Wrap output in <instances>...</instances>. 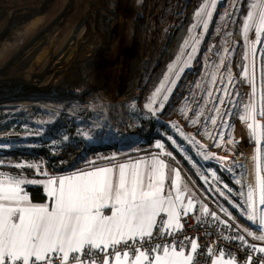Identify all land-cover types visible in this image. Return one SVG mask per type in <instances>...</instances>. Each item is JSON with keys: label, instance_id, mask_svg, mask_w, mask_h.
Listing matches in <instances>:
<instances>
[{"label": "rangeland", "instance_id": "1", "mask_svg": "<svg viewBox=\"0 0 264 264\" xmlns=\"http://www.w3.org/2000/svg\"><path fill=\"white\" fill-rule=\"evenodd\" d=\"M256 2L3 1L0 98L12 97L0 102L6 105L0 108V145L5 147L0 148V165L17 171L30 168L25 158L31 156L11 160L3 153L30 154L43 148L54 154L78 139L90 146L112 145L119 151L143 150L137 130L148 122L153 129L151 140L155 137L150 149L189 164L191 169H185L202 202L197 205L202 210L207 204L211 207L207 216L217 222L226 219L251 232V237L264 234L258 220L247 219L245 201L249 188L256 185L257 145L247 127L252 121L240 119L253 100L258 111L264 108V43L255 46L253 57L249 46L255 39L254 28L247 38L244 34L247 13ZM42 4L45 12H37ZM61 13L67 18L62 23ZM26 45L32 46L30 51ZM58 67L63 71H56ZM39 73L34 83L45 80L46 86L30 90L28 81ZM161 85L164 88L153 102ZM256 122L261 126L257 133L264 178V116L257 115ZM71 129L73 135H69ZM163 129L175 144L162 135ZM159 137L172 152L156 147L162 143ZM8 174L29 181L22 174Z\"/></svg>", "mask_w": 264, "mask_h": 264}, {"label": "snow or ice", "instance_id": "2", "mask_svg": "<svg viewBox=\"0 0 264 264\" xmlns=\"http://www.w3.org/2000/svg\"><path fill=\"white\" fill-rule=\"evenodd\" d=\"M212 7H215L214 2ZM251 8L244 24V34L247 38L249 30L254 28L255 39L250 43L249 51L255 57V46L264 43L261 38L264 34V0H257ZM208 16L211 17V12ZM204 27L206 29L208 24L205 23ZM244 78H248L247 68ZM163 88L161 85L157 89L153 102ZM252 94L255 97L254 86ZM246 108V115L240 119L252 121L247 127L257 145V154L253 157L256 185L249 188L245 201L247 219L258 220L264 232V207H258L264 206V178L260 175L261 139L257 133L261 126L256 122L257 115L264 116V108L258 111L255 100ZM149 111H152L151 106ZM211 123L215 125L216 120ZM156 147L163 150L164 144L158 143ZM167 155L171 156V153ZM166 168L162 160L153 159L143 167L141 163L120 164L118 169L106 167L58 180L49 179L45 188L51 206L30 202L21 185L34 181L11 177L0 179V264H193V255L178 251L176 246L156 245L155 250L162 251V254L155 256L150 254L152 249L145 251L143 248V243L151 240L154 229H181L182 212L187 216L193 209L191 199L185 203L178 170H173L171 190L166 191ZM106 209L110 214H105ZM203 212L208 214L209 209L204 207ZM162 214L166 219H161L158 224ZM211 215L215 218V213ZM248 235L252 233L248 232ZM239 239L243 241L244 237ZM253 239L264 241V234ZM130 242L137 245L131 255L128 250L119 249L120 245L131 247ZM197 247V243L191 241L192 253H196ZM259 251L264 253V247ZM213 264L234 262L224 261L221 255Z\"/></svg>", "mask_w": 264, "mask_h": 264}, {"label": "trees", "instance_id": "3", "mask_svg": "<svg viewBox=\"0 0 264 264\" xmlns=\"http://www.w3.org/2000/svg\"><path fill=\"white\" fill-rule=\"evenodd\" d=\"M142 125V129L137 130V132L140 133L141 139L143 140V145H140L143 147V150L134 149L128 151H119L117 147L112 145L90 146L82 139H78L76 143H66L54 154L43 148L32 149L31 151L27 152L30 154L17 153L16 151L3 153L2 156L11 160H19L21 155L31 156L30 158H25L27 164L30 165V168L21 167L20 170L17 171L16 167H10L9 165L3 164L0 165V170L11 174H22L29 181H38L49 176L66 174L77 170H86L109 164L110 162H113V160L118 162L125 159L138 158L154 153L155 150L150 149L152 146L151 144L155 139V137H152L153 140H151V133L153 132V129L149 126L148 122H143ZM144 129H146V131ZM73 134L74 130L71 129L69 135ZM158 140L164 144L165 148L172 152V147L168 142L165 141L163 137H159ZM144 147H147L148 149L146 150ZM0 160L2 159L0 158ZM180 161L185 167L191 169L186 161L181 159ZM34 166H37L36 170H34ZM19 171H21V173H16ZM26 192L28 193L33 204H43L46 201L43 190L38 185L27 186ZM207 208L211 212L210 205L207 204ZM209 218L213 221H216L211 217ZM222 221L227 222L226 219H223Z\"/></svg>", "mask_w": 264, "mask_h": 264}, {"label": "built area", "instance_id": "4", "mask_svg": "<svg viewBox=\"0 0 264 264\" xmlns=\"http://www.w3.org/2000/svg\"><path fill=\"white\" fill-rule=\"evenodd\" d=\"M161 219L166 217H160L158 224ZM181 224L179 230L154 229L151 240L143 243L144 250L152 249V255L156 245L184 249L194 240L198 247L193 254V264H210L217 254L231 257L235 264H264V255L246 232L231 223L211 220L198 205L193 206L187 216L182 212ZM240 236L244 237L243 241L239 239ZM130 244L131 247L120 245L119 249L128 250L131 255L137 245Z\"/></svg>", "mask_w": 264, "mask_h": 264}, {"label": "crops", "instance_id": "5", "mask_svg": "<svg viewBox=\"0 0 264 264\" xmlns=\"http://www.w3.org/2000/svg\"><path fill=\"white\" fill-rule=\"evenodd\" d=\"M153 159L162 160L167 165V168L165 169V175H166L165 189H166V191L171 190V180L174 178V171L173 170H178L180 172V174H181L180 184H181V188H182V190L184 191V194H185V203H187L188 199H191L193 201V206L197 205V203H202L201 202V197L196 192L195 186L192 183V178H191L190 174L186 171V169H185L186 167L182 164V162L180 163V161L178 159H172V160L167 159V158H165V155L163 156V155H161L158 152H154V153H151V154H148V155H145V156H141V157H138V158L125 159V160L118 161V162H115V163H109V164L97 166V167L86 169V170H77V171L66 173V174H58V175H54V176H49V177H46L45 179L34 181V183H27L26 182V183L22 184L21 186L24 188L25 192H26V187L29 186V185H38V186H40L42 188V190H43V193H44L45 197H46V201L43 204H49V206H51V200L47 196V191H46V188H45V185L47 184V181L49 179H57L58 180L59 178H62V177H65V176H71V175H76V174L87 173V172L95 171V170H98L100 168H106V167H111V168H114V169H118V166L120 164L131 165V164L141 163L142 167H143L144 163H151V161ZM4 177H11V178H14V179H19L20 178V177L17 178L18 176L12 177V175L0 170V179H2ZM173 194H174V191H173ZM27 195H28V193H27ZM30 202H31V200H30ZM43 204H35V205H43ZM105 214H110V210L106 209L105 210ZM162 216H163V214H162ZM251 238L253 239V237H251ZM253 240H255L254 243L257 246L258 250L260 248L264 247V241H259V240H256V239H253ZM177 250L178 251H180V250L185 251L186 255H189V254L193 255L194 254V253L191 252V245L186 247V248H184V249H177ZM157 254H162V251L155 250L153 252L152 256H155ZM262 254L264 255V253H262ZM221 255L222 254L215 255L211 259L210 264H213L214 261L220 259ZM222 257H223L224 261L232 260L234 262V260L231 257H228L226 255H222ZM234 264H235V262H234Z\"/></svg>", "mask_w": 264, "mask_h": 264}, {"label": "bare ground", "instance_id": "6", "mask_svg": "<svg viewBox=\"0 0 264 264\" xmlns=\"http://www.w3.org/2000/svg\"><path fill=\"white\" fill-rule=\"evenodd\" d=\"M3 1H5V0H0V4L3 2ZM46 6L44 5V4H42L41 6H39L38 8H36V11L37 12H45V8ZM3 14V13H2ZM58 18L60 19V22L62 23V22H64L67 18L64 16V14L63 13H61L59 16H58ZM36 20V19H35ZM72 39H77V37H73ZM29 45V44H28ZM28 45H26V47H25V49L26 50H29L32 46H28ZM30 51V50H29ZM61 55V54H60ZM2 56V55H1ZM58 60V59H57ZM57 60H55V61H57ZM54 61V62H55ZM60 62V61H59ZM58 62V63H59ZM50 63V62H49ZM48 63V64H49ZM47 64V65H48ZM57 65V64H56ZM6 67H9L10 65H8L7 66V64L5 65ZM45 68V67H44ZM43 68V69H44ZM43 69L40 71V73L43 71ZM63 69L64 68H61V67H58V68H56V71H58V72H61V71H63ZM60 70V71H59ZM40 73L36 76V77H33V79H31V80H29L28 82H29V86L31 87V88H29L30 90L33 88V89H41V88H43V87H45L46 86V81L44 80V81H42V82H35L34 83V80H37V79H39L40 78ZM43 73H44V71H43ZM42 73V74H43ZM33 83H34V85H33ZM22 91H24L23 90V88L21 89V91L20 92H16L15 93V97H16V95L18 96V95H21V93H22ZM12 97V95H7V96H4V97H1L0 99V102H2V103H6V102H8L9 101V99ZM4 107H6V105H0V108H4ZM162 135L164 136V137H166L167 139H168V141H170L172 144H175V143H173V140H172V136H171V134L167 131V130H165V129H163V131H162ZM0 148H2V149H4L5 147L4 146H2V145H0ZM224 210H226L227 211V209H225L224 208ZM225 211V212H226ZM226 213H228V212H226Z\"/></svg>", "mask_w": 264, "mask_h": 264}, {"label": "water", "instance_id": "7", "mask_svg": "<svg viewBox=\"0 0 264 264\" xmlns=\"http://www.w3.org/2000/svg\"><path fill=\"white\" fill-rule=\"evenodd\" d=\"M23 94H25V93H23ZM23 94H22V95H23ZM0 100H1V99H0Z\"/></svg>", "mask_w": 264, "mask_h": 264}]
</instances>
